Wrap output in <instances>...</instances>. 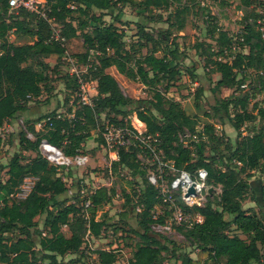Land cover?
Here are the masks:
<instances>
[{
    "label": "trees",
    "instance_id": "16d2710c",
    "mask_svg": "<svg viewBox=\"0 0 264 264\" xmlns=\"http://www.w3.org/2000/svg\"><path fill=\"white\" fill-rule=\"evenodd\" d=\"M190 1L44 0L41 6L46 13L44 18L22 8L9 14L7 0H0V127L23 113L30 102H49L54 87L46 59L55 55L66 65L65 56L76 57L67 51V41L74 37L82 39L84 51L77 57L81 63L87 59L91 48L102 52L98 57L99 65L89 70L96 80L93 106L77 102L76 78L66 72L64 85L72 98L67 112L53 109L39 115L33 124L26 122V129L33 138H28L24 131L17 134L20 150L31 151L35 155L24 161L22 154L15 153L4 167L6 178L0 181V264H72L71 259L64 260V255L76 253L85 236H100L106 221L105 218L97 219L96 214L112 201L116 193L114 188L102 184L94 189L88 188L86 194H82L78 179L74 187L77 190L69 195L68 189L73 185L70 170L68 180L64 179V172L42 158L37 146L45 138L66 155L84 154L83 143L93 133L98 135L97 142H103L100 131L105 119L130 126L129 114L132 111L145 124L146 134L160 138L164 159L172 160L176 168L191 173L200 167L206 169V181L213 187L211 195L206 197L202 206H187L181 201L180 205L186 213L201 216V221H191L185 235L200 250L208 253L210 264H264V127L248 134L239 131L245 121L254 119L247 110L248 101L258 86L264 89V0H239L237 8L241 12L243 26L239 35L233 38L214 25L212 31L217 30L214 38L217 50L207 48L211 49L208 56L215 55L208 68L220 74L213 89L214 109L223 110L237 131L234 144L223 143L214 133L212 124H205L203 131L197 132L195 118L185 112L178 100L167 97L157 87L161 84L167 92L177 81L180 73L178 48L172 46L167 52L157 55L156 52L163 50L161 42L141 30L142 38L150 43L151 49L135 55L138 49L125 47L123 32L115 24L104 22L105 10L116 6L140 5L151 20L154 14L162 20L156 11L172 8L175 20L171 25L180 31L185 24L181 15L187 12ZM168 18L171 16L165 20ZM54 28L64 37L63 41L51 36ZM10 31L16 34L17 39L26 40L9 41ZM233 42L239 46L235 52L231 49ZM138 45L143 47V43ZM240 46L247 50H240ZM36 63L43 64V68L38 69ZM110 67L126 78L148 86L152 91L151 99L135 101L126 96L115 77L107 71ZM247 70L258 73L256 80L259 84L253 83L250 88L244 83L245 75L237 78L236 73L245 74ZM225 88L231 89L227 96L222 95ZM229 108L235 112L230 114ZM259 114L264 117V110L260 109ZM40 121H43L42 126L35 130L34 124ZM194 134H198L195 139L192 137ZM137 154L136 148L118 149L117 157L111 161V169H127L130 175L145 181L154 165L139 160ZM255 169L262 175L258 187L252 185L250 179ZM26 176L35 180L28 194L18 197V187ZM171 176L169 173L167 178ZM216 187L220 193L213 200L211 197ZM124 196L135 211L138 226L130 232L138 240L127 264H163L162 252L168 248L167 239L152 232V225L165 223L170 211L155 214V207L161 206L162 202L156 188L146 181L137 191L133 190L132 196L129 193ZM248 197L259 206V211L242 206L241 202ZM86 200H89L88 206H85ZM38 217H42L43 233ZM63 226L69 231L68 236ZM231 228H234L233 233H230ZM34 235L39 238V256ZM96 253L98 264L116 261L113 249H98ZM183 261L189 263L191 259L186 257Z\"/></svg>",
    "mask_w": 264,
    "mask_h": 264
},
{
    "label": "rangeland",
    "instance_id": "374dc122",
    "mask_svg": "<svg viewBox=\"0 0 264 264\" xmlns=\"http://www.w3.org/2000/svg\"><path fill=\"white\" fill-rule=\"evenodd\" d=\"M238 3L239 0H191L187 12L181 15V17H184L185 24L180 31L171 25V22L175 20L172 8L167 11H156V13L161 14L162 20L157 14L152 16V20L149 19V15L147 16L141 6L136 4L116 6L114 9L105 10L104 15L106 24L113 23L123 32L125 47L128 49L132 46L135 50L138 49L135 55L146 53V51L151 49L150 43H146L142 38L141 30L147 31L161 42L163 50L156 52L157 55L167 52L172 46L176 47V49L178 48V68L180 73L177 81L167 92L163 90L161 84H158L157 87L167 97L178 100L185 112L195 118L197 132H202L205 124H212L214 133L220 137L223 143L229 144H234L237 138V131L233 128L229 119L225 117L223 110L214 109L213 89L215 81L220 77V74L212 71V68H208V65H211V59H215V55L208 56L211 49L207 48L212 47L215 51L217 50L214 40L217 30L212 31L214 25L221 31H226L233 38L239 35L243 26L241 24V12L237 8ZM257 9L261 10L262 8L257 7ZM170 11H172L171 14H169ZM168 15L171 18L165 20ZM167 31H170V34H166ZM212 34H214L213 38L211 37ZM15 36L16 34L10 31L8 34L9 41L17 43L26 40L24 38L17 39ZM138 43H143V47H140ZM66 48L69 53L79 57L78 55L84 51L82 39L80 37L72 38L66 42ZM240 50L246 51L247 48L240 46ZM46 61L55 94H52L48 102L49 105H46L45 110H42L40 114L57 108L61 113H66L72 98L68 88L64 85V77L67 72L65 62L62 58L58 59L55 55H51ZM41 62L45 63L44 61ZM36 66L38 69L43 68L41 63H36ZM107 71L115 77L126 96L135 99V101L141 99L147 102L151 99L152 91L148 86L143 85L139 81L126 78L124 75L119 74L114 67L108 68ZM236 75L238 79L245 75L244 83L250 88L253 83L259 84L257 82L258 73L254 70H247L245 74L236 73ZM69 85L71 87L72 84L69 83ZM91 85L93 86V84ZM90 93H94L92 88ZM230 93L231 89L225 88L222 90L223 96H227ZM43 96H45V93H43ZM33 103L35 102H31V105ZM260 109L264 110V89H260L258 86L247 105V110L254 116V119L245 121L242 124L239 130L241 133H252L261 126L264 127V117L260 116ZM228 111L230 114L235 112L232 108H229ZM129 115L130 120L138 124L135 111L130 112ZM23 128L19 120L12 124V129L7 126L3 127V125L0 127V181L6 178V169L4 167L13 154H22L24 161L35 155L34 152L21 151L19 148L17 134L19 131L26 133ZM186 132L188 133L187 130ZM97 137L98 135L93 133L88 138L92 139L93 142L91 141L87 151L84 152L85 155L89 156L87 165L83 168L70 170V177L74 185L71 184V186L74 188L78 179L83 176L87 179L89 186L104 184L107 187H113L116 193L112 201L104 205L96 214L97 219L105 218L106 221V226L100 236L95 238L90 235L85 236L81 248L74 254L64 255L63 258L65 261L71 259L73 261L72 264H98L96 251L98 249H113L116 254V261L113 264H127L134 249V243L138 240V237L130 232L133 229H138V226L136 224L135 211L130 207L131 203L126 201L124 194L129 193L132 196L133 190L137 191L138 187L144 184L145 181H143V178L130 175L129 170L124 168L113 171L111 169V161L117 155H112L103 142H97L95 140ZM196 137H198V134H196ZM261 177L262 175L258 169L253 170L250 178L252 184L254 183L253 185L258 187ZM34 180L35 178L31 176L23 178L16 196H26ZM67 184L70 185V182H67ZM219 193L220 189L216 187L211 198L213 200L217 199ZM241 204L245 209L259 211V206L256 205L251 197L243 200ZM165 211L166 209L162 205L155 207L156 215L164 214ZM122 213H126L124 217ZM168 218L169 215L166 216V220ZM194 218H196L195 215H190L191 220ZM37 220L43 233L41 228L42 217H38ZM183 225H185L184 221L182 225L173 224L170 231L167 230L165 232H158V230L152 228V232L167 239L166 245L168 248L162 252V263L210 264L211 259L208 253L200 250L192 242L193 240L185 235L186 229L190 225ZM62 229L68 236L69 231L67 228L63 226ZM233 231L234 228H231L230 233H233ZM241 237H244V235H241ZM33 240L39 256L41 252L38 250V236L34 235ZM186 257H189L191 262L185 263L183 260Z\"/></svg>",
    "mask_w": 264,
    "mask_h": 264
},
{
    "label": "built area",
    "instance_id": "2783aa9c",
    "mask_svg": "<svg viewBox=\"0 0 264 264\" xmlns=\"http://www.w3.org/2000/svg\"><path fill=\"white\" fill-rule=\"evenodd\" d=\"M7 4L9 14L16 13L18 9L22 8L46 18V13L41 10L44 0H7ZM51 36L58 41L64 40L59 30L55 28ZM231 49L233 52L237 51V49H239L238 43L233 42ZM101 54L102 52L99 49L91 48L88 52L87 59L82 63L77 57L69 55L64 57L67 63V73L76 78L78 87L75 95L77 97V102L81 104L93 106V97L97 93L96 80L93 79L89 70L99 65L98 57ZM91 84H93V86ZM91 88L94 93H90ZM70 115H72V113ZM136 119L139 125L130 120V126L127 124L119 125L105 119L102 123L103 128L100 133L104 146L112 155L116 156L120 148L125 150L136 148L138 149L137 157L139 160L148 161L154 165L153 170L147 173L145 181L148 185H153L156 188L157 196L160 197L162 206L166 210H169L170 214L165 223L153 224L152 228L158 230V232H165L167 230L170 231L173 224L182 225L184 221L185 224L190 225L193 220L201 221L202 218L199 215H195L196 218L191 220L190 215L186 213L180 205V201L187 206H202L205 203L206 197L210 195L207 189L212 187L206 181V169L200 167L191 173L185 169L176 168L172 160L164 159L160 138L157 135L146 134L145 124L138 118ZM42 124L43 121H40L37 123V126L40 128ZM185 135L187 136L189 133ZM26 136L28 138H33L32 133L28 130L26 131ZM192 137L195 139L196 135L194 134ZM37 149L38 154L49 164L64 172V179L66 180H68L69 170L85 167L89 159V156L85 154H77L74 156L66 155L60 147L47 141L45 138L39 141ZM169 173H171L172 176L167 178ZM78 186L80 193L86 194L88 188L94 189L100 185L89 187L87 179L81 176ZM189 187L193 188V192L187 194ZM76 190V188L74 189L70 186L68 194L72 195ZM88 205L89 200H86L85 206ZM137 210H139L138 207Z\"/></svg>",
    "mask_w": 264,
    "mask_h": 264
},
{
    "label": "crops",
    "instance_id": "0c3cea01",
    "mask_svg": "<svg viewBox=\"0 0 264 264\" xmlns=\"http://www.w3.org/2000/svg\"><path fill=\"white\" fill-rule=\"evenodd\" d=\"M16 37V36H15ZM53 94H55V91H53ZM46 105H49V103H33L31 105V102L28 104V108L23 112L21 113L18 117L16 118H12L10 120H8L7 122H5L3 124V127L4 126H7L9 128L12 129V124L15 123V121L19 120L21 125L24 127L23 129L27 131L26 129V122H30L32 123L33 120H35L39 115H42L40 114V112L43 110H45L46 108ZM58 109V108H57ZM53 110V109H50V111ZM49 112V111H48ZM47 113V112H46ZM45 114V113H43ZM38 123V122H37ZM37 123L34 124V128L35 130H38L39 127L37 126ZM33 124V123H32ZM14 129V128H13ZM91 141L93 142L92 139H87L84 143H83V146H84V150L87 151L88 149V146L89 144L91 143ZM254 184V183H253ZM252 184V185H253ZM256 184V183H255ZM256 187V186H255Z\"/></svg>",
    "mask_w": 264,
    "mask_h": 264
},
{
    "label": "water",
    "instance_id": "95a60500",
    "mask_svg": "<svg viewBox=\"0 0 264 264\" xmlns=\"http://www.w3.org/2000/svg\"><path fill=\"white\" fill-rule=\"evenodd\" d=\"M212 190H213L212 187H209V188L207 189V191H208V193H209L210 195H211V193H212ZM192 192H193V188H192V187H189L188 190H187V194L192 193Z\"/></svg>",
    "mask_w": 264,
    "mask_h": 264
}]
</instances>
